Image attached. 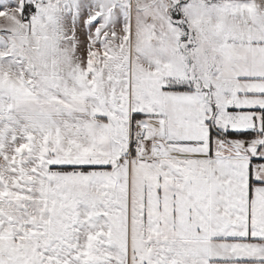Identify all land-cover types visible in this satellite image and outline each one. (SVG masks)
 <instances>
[{"label": "snow or ice", "instance_id": "snow-or-ice-1", "mask_svg": "<svg viewBox=\"0 0 264 264\" xmlns=\"http://www.w3.org/2000/svg\"><path fill=\"white\" fill-rule=\"evenodd\" d=\"M0 264H264V0H0Z\"/></svg>", "mask_w": 264, "mask_h": 264}]
</instances>
